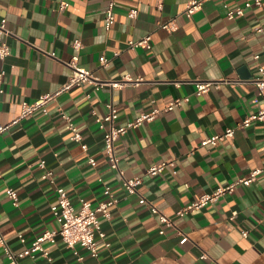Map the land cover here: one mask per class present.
<instances>
[{
	"label": "crops",
	"instance_id": "obj_1",
	"mask_svg": "<svg viewBox=\"0 0 264 264\" xmlns=\"http://www.w3.org/2000/svg\"><path fill=\"white\" fill-rule=\"evenodd\" d=\"M115 1V22L107 31L109 0H70L62 11L59 0H0V20H7L11 32L4 37L11 54L0 61L6 72L1 124L18 118L22 101L59 90L72 74L67 63L75 56L79 67L103 81L126 75L141 79L120 89L73 87L49 104L48 114L22 119L0 136V235L21 251L44 232L59 229L51 210L56 186L67 191L76 209L82 199L93 208L110 200L104 194L108 187L119 201L109 217L98 213L103 233L97 238L98 256L77 246L83 257L78 260L57 238L45 244L55 264H264V173L201 210L178 215L204 193L264 167L263 125L238 126L262 104L253 79L264 68V30L254 31L264 27V0L262 7L246 9L235 20L227 18L224 4L244 7L248 0H210L191 18L184 13L189 0ZM131 9L138 11L137 18L128 16ZM170 21L176 24L174 31L161 28ZM147 34L150 50L128 48L129 40ZM75 39L82 43L79 51L73 48ZM101 57L108 59L107 65L100 63ZM224 80L229 82L195 94V81ZM177 99L183 101L180 106L163 110ZM110 102L118 111L117 125L160 110L153 121L130 129L115 145L125 177L142 178L133 195L126 194L120 174L111 167L96 122L107 114ZM58 107L81 133L87 150L70 139ZM227 128L235 129L232 139L201 146L203 139ZM162 161L175 166L156 177L146 174ZM45 170L51 172L48 179L42 178ZM143 199L173 225H162ZM232 212L237 214L230 220ZM204 253L207 259L201 258ZM0 264H9L1 246ZM25 264L47 263L37 256Z\"/></svg>",
	"mask_w": 264,
	"mask_h": 264
},
{
	"label": "built area",
	"instance_id": "obj_2",
	"mask_svg": "<svg viewBox=\"0 0 264 264\" xmlns=\"http://www.w3.org/2000/svg\"><path fill=\"white\" fill-rule=\"evenodd\" d=\"M210 0H189L184 11L185 15L188 18H191L197 11L202 9L204 3ZM116 5L115 0H109L108 5L105 9V29L109 31L112 25L115 22L114 8ZM263 0H248L246 1L244 7L230 8L228 4H224L226 9V16L230 20H235L238 17H243L245 15V10L252 7H262ZM70 6V0H59V10H65ZM130 18H137L138 11L136 9H131L128 13ZM161 28L166 29L169 32H172L176 29V24L174 21L161 24ZM264 27L258 26L254 28L256 32H262ZM11 32L7 29V20L2 18L0 20V61H4L11 54L10 45L6 42L4 37H7ZM82 47L80 39H75L73 41V48L76 51H79ZM129 49L142 48L150 50L152 48V37L150 34L145 35L144 37L135 40L131 39L128 41ZM53 55V54H52ZM115 56L118 53H114ZM256 58H259V55H256ZM108 59L106 57H101L100 63L102 65H107ZM67 65L71 68L72 74L68 81L62 85V87L54 93H47L40 96L33 102L22 101L20 114L17 119L12 121L9 124L0 123V136L8 131V129L13 125L19 122L22 119L28 118L36 113L48 114V106L50 103L55 101L59 95L64 92H67L73 87H80L84 85H91L94 89L100 90L105 86H109L112 89H120L128 84L139 83L141 79H133L129 75H126L119 81L108 80L103 81L100 78L96 77L93 72L85 68H81L77 65V57H73ZM259 74L253 79V83L256 85L260 96L262 104L259 109L248 115L243 119V121L238 125L240 128H248L254 123L263 125L264 127V68L259 67ZM5 70L0 68V101L4 93V77ZM221 82L229 81H195V94L197 96L204 95L211 88L219 87ZM88 97H90L88 95ZM188 99H184L187 101ZM183 103L181 99H177L165 105L164 111H172L175 107L180 106ZM108 112L104 117H97L96 122L99 128L103 131V146L107 158L111 167L116 170L122 180L123 188L128 195H133L138 193V187L142 184L141 177H132L126 178L124 172L119 167V158L116 154L115 145L118 139L124 136L130 129L134 127H139L145 122L153 121L159 114L160 110L153 109L149 113H142L133 121L127 122L125 125H117L116 120L118 118V111L116 107L110 102L107 104ZM59 115L62 119L68 122L69 130L71 132L70 139L81 145L83 150H87V146L82 143V135L78 129L71 123L70 118L65 114L61 107L57 108ZM234 128H227L224 132L215 134L209 137H206L201 141V146H211L216 147L217 144L226 139H232L234 137ZM88 162L91 165L95 164L93 158H89ZM40 166L45 169V164L41 163ZM175 164L173 162L162 161L151 165L146 174L148 176L156 177L165 173L168 169L173 168ZM264 173L263 168H257L250 172L247 177L240 179L239 181L228 184L226 186H219L210 193H204L199 198L189 203L183 207L178 215L184 216L189 211L192 210H201L213 202L217 201L220 197L225 194L232 193L238 185L249 186L252 182L256 181L257 177ZM51 176V172L45 170L43 174V179H48ZM51 183L54 184V180L51 179ZM57 193V202L52 206L51 210L59 223L58 230L46 231L42 235L36 237L28 245H26L21 251H14L6 239L0 235V246L3 249V252L9 262V264H25V260L28 258H35L37 256L42 257L47 264H55L52 257L50 256L49 251L45 248L46 243H55L57 238H60L64 244L78 256V260H82L83 257L78 254L76 250L77 246L84 248L91 256H98V245L97 238L103 237V233L100 229V222L98 218V213H101L104 217H109V209L116 205L119 201L118 198L111 195L108 187L105 188L104 194L110 196V200L107 202L100 203L97 208H93L91 203L85 200H80V206L78 209L75 208L71 200L69 199L67 191L61 187L56 186ZM8 195L16 200V192L13 189H9ZM149 207L152 214L157 215L160 223L165 226H172V219L165 215L156 205L148 202L143 199ZM237 212H232L229 219L233 220ZM160 234H164V230L159 231ZM242 236L247 237L248 231H242ZM20 240L22 243H26V240L20 235ZM207 255L204 253L201 255L202 259H207Z\"/></svg>",
	"mask_w": 264,
	"mask_h": 264
}]
</instances>
